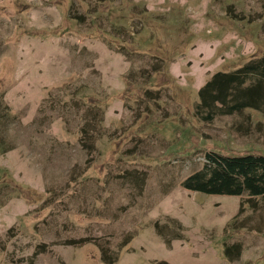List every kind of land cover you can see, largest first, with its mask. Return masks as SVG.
<instances>
[{
  "label": "rangeland",
  "instance_id": "obj_1",
  "mask_svg": "<svg viewBox=\"0 0 264 264\" xmlns=\"http://www.w3.org/2000/svg\"><path fill=\"white\" fill-rule=\"evenodd\" d=\"M262 54L264 0H0V264H264V196L180 185L264 155V111L194 108Z\"/></svg>",
  "mask_w": 264,
  "mask_h": 264
},
{
  "label": "trees",
  "instance_id": "obj_2",
  "mask_svg": "<svg viewBox=\"0 0 264 264\" xmlns=\"http://www.w3.org/2000/svg\"><path fill=\"white\" fill-rule=\"evenodd\" d=\"M196 97L195 114L204 120H211L218 114L238 113L243 109L264 111V54L233 70L213 72L196 90ZM204 158L201 168L182 179V188L205 195L238 196L246 193L247 203L251 198L264 196L262 153L227 154L210 150L204 153ZM239 251L240 243L237 241L223 245L226 258L236 257ZM100 257L105 264L114 260L102 252Z\"/></svg>",
  "mask_w": 264,
  "mask_h": 264
}]
</instances>
